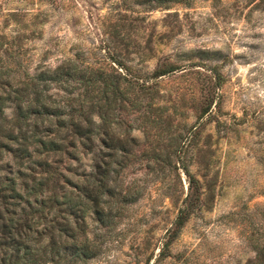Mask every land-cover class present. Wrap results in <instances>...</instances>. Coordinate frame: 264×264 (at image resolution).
Returning a JSON list of instances; mask_svg holds the SVG:
<instances>
[{
  "label": "trees",
  "instance_id": "obj_1",
  "mask_svg": "<svg viewBox=\"0 0 264 264\" xmlns=\"http://www.w3.org/2000/svg\"><path fill=\"white\" fill-rule=\"evenodd\" d=\"M146 1L151 8L170 9L191 0L141 2ZM244 1L264 9V0ZM1 50L0 264H83L99 254L125 208L147 196L151 213L168 210L165 198L176 203L154 262L165 257L188 219L208 208L214 196L211 184L187 168L190 130L199 122L183 131L182 89L170 93L169 78L163 81L198 61H161L145 73L112 55L106 65L76 52L55 66H30L16 42L0 45ZM203 83L199 120L213 118L218 103L214 79L204 75ZM135 129L144 137L141 148ZM138 159L144 162L141 184L137 178L124 182L123 171ZM166 167L175 175L184 171L185 194H178L175 182L160 184ZM263 226H250L253 255L245 264H264ZM152 258L151 252L145 264Z\"/></svg>",
  "mask_w": 264,
  "mask_h": 264
},
{
  "label": "rangeland",
  "instance_id": "obj_2",
  "mask_svg": "<svg viewBox=\"0 0 264 264\" xmlns=\"http://www.w3.org/2000/svg\"><path fill=\"white\" fill-rule=\"evenodd\" d=\"M141 1L0 0V45L19 44V56L30 66H55L76 52L102 65L112 55L145 73L161 61H198L163 81L169 78L170 93L182 89L183 131L199 122L190 130L187 168L211 184L208 208L192 215L169 253L154 262L176 203L162 198L168 210L156 214L144 197L125 208L103 238L102 250L83 264H145L151 252L149 264H245L253 255L250 226L264 225V9L244 0H191L170 9ZM11 12L17 16L10 17ZM204 75L214 79L218 103L212 106L213 118L199 120ZM175 125L173 120L166 127L165 140ZM132 134L143 147L139 130ZM143 165L138 159L127 167L124 182L137 178L141 184ZM166 169L160 184L175 182L178 194H185L184 171L179 168L175 175Z\"/></svg>",
  "mask_w": 264,
  "mask_h": 264
}]
</instances>
